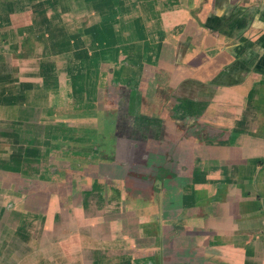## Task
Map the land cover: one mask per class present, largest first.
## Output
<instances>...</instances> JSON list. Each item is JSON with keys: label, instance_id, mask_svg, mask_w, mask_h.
<instances>
[{"label": "crops", "instance_id": "0c3cea01", "mask_svg": "<svg viewBox=\"0 0 264 264\" xmlns=\"http://www.w3.org/2000/svg\"><path fill=\"white\" fill-rule=\"evenodd\" d=\"M61 3L0 0V264H264V0Z\"/></svg>", "mask_w": 264, "mask_h": 264}, {"label": "rangeland", "instance_id": "374dc122", "mask_svg": "<svg viewBox=\"0 0 264 264\" xmlns=\"http://www.w3.org/2000/svg\"><path fill=\"white\" fill-rule=\"evenodd\" d=\"M65 1H68L69 2L68 5L70 6V9H73V11L72 10H70V11H71V13H74L73 14L74 15L73 16V23H74L73 25H74V28H76L77 26H80V24H81V20H80V18H78L79 14H80V12H78V10L81 7L80 0H62V3L58 6V10L60 9V7L61 8L65 7ZM46 7L49 8V5H47ZM48 11H49L48 13H50V10H48ZM70 15H72V14H70ZM71 18H72V16H69L70 20H71ZM69 19H66V14L63 13V18L61 17L59 21L65 25L66 22H68V23L71 22ZM94 20H96V19L91 18L90 22H93ZM107 117H109V115L106 116V119L103 120L104 121L103 130H104V132L106 131L104 136H106V137H104L102 139V141L104 143H106L108 146L109 141H111L113 138L111 139V137L109 136V132L111 130V125L109 124L110 121L107 120ZM106 152L107 151H105V153Z\"/></svg>", "mask_w": 264, "mask_h": 264}]
</instances>
